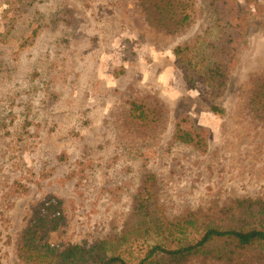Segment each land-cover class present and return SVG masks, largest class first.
<instances>
[{"label": "rangeland", "instance_id": "rangeland-1", "mask_svg": "<svg viewBox=\"0 0 264 264\" xmlns=\"http://www.w3.org/2000/svg\"><path fill=\"white\" fill-rule=\"evenodd\" d=\"M194 1L196 19L167 34L136 0H0V264H29L17 244L47 197L63 202L59 245L120 234L150 175L170 218L264 202V118L251 106L264 79V29L249 34L226 114L215 116L173 55L208 20L205 0ZM135 100L159 106V124L133 121ZM184 117L208 134L207 153L173 142Z\"/></svg>", "mask_w": 264, "mask_h": 264}, {"label": "trees", "instance_id": "trees-1", "mask_svg": "<svg viewBox=\"0 0 264 264\" xmlns=\"http://www.w3.org/2000/svg\"><path fill=\"white\" fill-rule=\"evenodd\" d=\"M35 1V0H33ZM155 29L175 34L197 16L194 0H136ZM208 20L173 55L186 83L203 92L207 111L225 116L227 96L249 34L264 29V6L259 0H205ZM255 113L264 118V79L251 97ZM157 105L133 101L129 117L142 127H155L162 118ZM180 119L174 143L201 154L209 149L208 134ZM63 202L47 197L32 214L17 244L18 257L29 264H190L197 258L221 264H264V202L241 199L221 208L186 211L170 218L158 202L156 180L147 176L134 198L129 219L120 234L91 244L59 245L52 234L65 226Z\"/></svg>", "mask_w": 264, "mask_h": 264}]
</instances>
